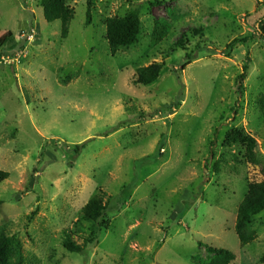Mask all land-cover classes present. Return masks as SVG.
Wrapping results in <instances>:
<instances>
[{
    "label": "rangeland",
    "instance_id": "374dc122",
    "mask_svg": "<svg viewBox=\"0 0 264 264\" xmlns=\"http://www.w3.org/2000/svg\"><path fill=\"white\" fill-rule=\"evenodd\" d=\"M68 3L62 38L42 0H0V226L41 264H199L206 245L232 251L230 264L264 263V211L252 245L235 232L247 180H264V0H92L90 26L88 0ZM134 10L138 43L112 55L106 21ZM161 18L172 30L151 49ZM153 63L159 80L135 85ZM233 128L257 147H224ZM97 194L108 230L68 253L65 231Z\"/></svg>",
    "mask_w": 264,
    "mask_h": 264
},
{
    "label": "trees",
    "instance_id": "16d2710c",
    "mask_svg": "<svg viewBox=\"0 0 264 264\" xmlns=\"http://www.w3.org/2000/svg\"><path fill=\"white\" fill-rule=\"evenodd\" d=\"M156 3H161L157 1ZM92 0H88L86 11V26L92 23ZM42 8L47 22L60 21L62 38H67L69 25L74 18L75 10L70 6L68 0H42ZM172 26L165 19H157L150 39L151 49L160 45L170 34ZM142 32V22L140 13L137 10L127 13L123 17H110L106 21V38L109 50L112 55H116L120 48H127L138 43ZM257 35L264 41V18L260 19L257 27ZM10 37V35L8 36ZM7 37V38H8ZM6 38L4 36L1 41ZM6 38V39H7ZM198 50L203 49L197 45ZM196 59V56L195 58ZM165 66L162 63H153L147 67H140L136 70L133 80L135 85L148 87L156 83L164 73ZM181 82V77L177 70H172ZM243 77H240L242 79ZM243 80V79H242ZM258 104L264 113V97L259 99ZM85 144L77 145L73 150L74 157L77 158ZM224 147L234 149L237 147L252 146L257 147L256 140L246 133L242 128H233L225 135ZM259 160L264 164V157L259 156ZM10 174L0 169V184L7 181ZM108 205L101 194L94 195L87 204L81 209L79 218L74 224L77 232L89 231V235L84 238L83 244H78L74 240L77 234L75 230L65 231V238L62 247L68 253L82 254L89 245H93L97 239V230H108L109 221L107 218ZM264 211V180L252 182L247 180V193L238 207L235 223V232L241 246L252 245L257 239L255 223L257 216ZM36 215V211L31 214L29 219ZM206 249L212 257L208 260H199V264H230L235 260V254L225 248H216L206 245ZM0 264H41L35 256H26L23 245L16 235L10 234V224L0 226ZM264 264V263H262Z\"/></svg>",
    "mask_w": 264,
    "mask_h": 264
},
{
    "label": "built area",
    "instance_id": "2783aa9c",
    "mask_svg": "<svg viewBox=\"0 0 264 264\" xmlns=\"http://www.w3.org/2000/svg\"><path fill=\"white\" fill-rule=\"evenodd\" d=\"M32 35H30V37H31Z\"/></svg>",
    "mask_w": 264,
    "mask_h": 264
}]
</instances>
